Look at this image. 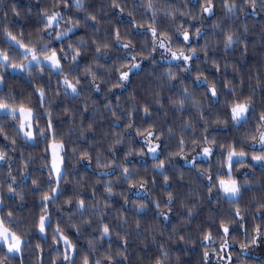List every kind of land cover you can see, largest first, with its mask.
I'll list each match as a JSON object with an SVG mask.
<instances>
[{"label": "clouds", "instance_id": "9594fccd", "mask_svg": "<svg viewBox=\"0 0 264 264\" xmlns=\"http://www.w3.org/2000/svg\"><path fill=\"white\" fill-rule=\"evenodd\" d=\"M150 2L158 10L155 21L152 20V8L145 10L140 7L141 4H148L149 0H116L117 4L123 6L124 12L112 7L113 0H81L82 6L73 5L71 0H26L31 6L21 8L19 16L10 11L9 5L12 3L20 5V0H0V48L7 50L6 26L16 32L23 30V40L30 45L45 43L49 46H59L63 42V50L57 49L63 58L62 68H49L48 65H44L48 70L31 78L18 69L11 67L7 69V73L21 77L29 86L24 89L25 96L33 91V81L36 85L45 87L46 100L43 108L36 96H32L31 103L41 126L47 118L42 116V112H50L57 120V135L67 146L65 176L70 194L76 188L73 184L75 180H80L84 186L78 189L81 195L88 193L90 184L96 188L97 185L100 186L97 196L87 201L89 207L84 217L76 211L75 196L72 208L65 205L63 198L57 200L51 207L53 227L59 220L65 231L71 233L75 232V229L70 225L75 223L80 228L75 243L81 252H87L89 240L95 239L97 251L92 253L94 260L107 248L105 241L109 239L106 236L102 241L99 231L96 230L99 221L91 205L98 200L101 210L106 213L105 220L113 226L112 240L115 241L113 254L116 261H122V264H156L159 258L162 264H200L198 246L201 244L202 232L207 228L212 229L213 244L208 245L209 253H212L213 247L218 248L225 241L223 235L216 233V227L221 219L217 214L218 207L225 210L223 218L233 228L238 222L227 215L228 209L240 207L241 213L248 216L249 223L255 211V202L249 204L250 194H245L238 203H227V197L220 193L216 185L212 187L211 196L209 195L207 168L211 163L213 172H222V162L219 158L209 162L206 156L198 152L202 145L192 141L201 136V130L205 127L210 138L217 132H227V127H219L215 123L216 105L225 99L239 98L241 91H247L255 86L258 75L260 79H264V0H212L215 8L211 14L202 12V9L208 6V0H150ZM28 8H31V11H28ZM5 11L9 12L7 19L4 16ZM54 12L62 13L58 26L55 30L50 28L45 31L46 15ZM93 16L95 20L92 19ZM132 17H135V24L132 23ZM150 24L157 27L158 36L164 33V40L170 51L184 52L190 55L196 64L181 68L179 61L167 58V54L159 50L158 45L157 50L153 52L152 38L145 32ZM117 26L120 27L121 35L119 43L110 34V29ZM197 28L200 29L198 34ZM185 31L190 32L191 36L187 42H183L182 37ZM225 34L232 37L227 46ZM124 43L128 44L127 48L122 47ZM97 45L100 46L99 51ZM77 49L81 54L74 60ZM130 56H136L137 59L132 61L129 59ZM250 58H254V63H249ZM213 60L220 66L219 71L213 65ZM132 64L139 65L130 69L132 79L118 80L117 70L127 71ZM4 71L0 67V73ZM198 72L203 75L196 79ZM65 76L72 79L73 83L79 80L77 85L81 90L79 95L64 94L62 80ZM241 78L244 81L243 85ZM225 81H228L227 85ZM206 82L214 83L220 96L209 98L205 93ZM18 84L12 82L11 86L19 94ZM97 85H101L103 90L98 89ZM184 88H187L196 103L193 104L192 99H186L185 103L179 106L181 110H178V105L170 103L169 96L174 94L172 99L177 101L185 99ZM233 90L237 93L235 97L231 95ZM260 91V88H256V107H264L259 98ZM117 92L119 101L115 100V103L109 104L108 101H112L111 98L117 96ZM85 104L88 105V111L82 112ZM65 107L69 109L67 113L64 112ZM145 107L148 108V112L144 111ZM201 113L205 119H201ZM220 115L227 118L223 108L220 109ZM89 123L92 124L91 128L88 127ZM129 124L131 127H126ZM138 127L141 130L155 131L153 141L164 145L162 152L153 154L146 150L142 153L136 151L145 139L144 136L136 135ZM181 135L185 141L184 152L182 156H176L173 155L177 152L176 139ZM116 140H121V143L115 144ZM17 141V151H12L11 147L8 149L13 174L19 180L21 173L17 170V153L21 147H26L25 154L32 151L34 157L29 165L31 171L29 168L24 169L26 182H30L35 176L43 183L48 172L42 159L45 155L43 151L45 138H41L39 148L33 141H29L27 146L23 145L21 137H17ZM85 150L92 156L91 163L88 158L80 157V152ZM125 151H129L125 162L132 165L130 171L133 173V180L140 176L160 177L155 184L149 181L144 189H139V195L138 185L129 189L122 177L118 180L116 176L111 178L107 176V168L97 170L98 152L101 154V161L106 162V158H110L118 165L120 160L124 159ZM193 157L199 162L198 165L193 163ZM133 159L137 161L136 164H133ZM161 160L164 161L163 165ZM81 168L87 169L83 175L79 173ZM114 171L119 169L115 168ZM246 171L251 174L246 163L237 164L236 175L241 178L240 182L245 188L247 184H244L243 176ZM88 172L97 175L90 179ZM160 174L167 175L169 180L164 181ZM100 177L103 178L101 183L95 184V180ZM7 179V172H0V183ZM109 179L113 185V192L108 196L110 206L105 209L103 186ZM18 190L24 193L25 198L22 201L11 202L12 193L7 191V185L0 188V194L4 196V204H0V211L6 214L8 208L5 204H8L14 215L18 216L30 203L33 205L40 203L38 194H34L29 187L25 186ZM130 193L135 198H130ZM169 193L172 194L171 197ZM124 197L129 198L127 203H124ZM116 198L123 201L122 214L117 212L121 206L115 207L113 204ZM157 200L159 208L154 203ZM17 203L19 208L16 206ZM137 210L141 217L139 228L136 227V215L133 214ZM19 231L25 242L23 264H41L35 250L37 238L48 254L45 260H50L55 252L51 230L47 237L34 230L25 232L22 226ZM117 232L120 236L127 237L129 247L123 248ZM181 235L185 238L183 241L179 239ZM81 240L84 241L83 247L79 243ZM193 240L196 241V246L191 243ZM243 242L244 236L241 234L236 242L231 243L232 249L238 251ZM161 244L168 253L167 257L161 255ZM117 246L123 249L127 256L126 260L123 256H115ZM0 256H3L2 245ZM255 258L260 264H264L258 253ZM211 260L212 264H220L215 255L211 256ZM237 260L239 264H245L246 257L240 255ZM5 264H18V261L8 260Z\"/></svg>", "mask_w": 264, "mask_h": 264}, {"label": "snow or ice", "instance_id": "6c2138e0", "mask_svg": "<svg viewBox=\"0 0 264 264\" xmlns=\"http://www.w3.org/2000/svg\"><path fill=\"white\" fill-rule=\"evenodd\" d=\"M73 5L82 6L81 0H71ZM112 7L120 12H124L123 6L116 3L113 0ZM140 7L152 8V20L155 21L158 16V10L153 7L150 0L148 4H141ZM215 5L212 0H208V6L202 9L205 14H211L214 11ZM10 11L16 15H20L21 7L16 3L9 5ZM31 11V8L27 9ZM43 11V9H42ZM9 12L5 11L4 16L7 19ZM61 14L52 13L46 15L44 21V30L48 29L55 30L59 23V18ZM131 16L132 14L129 13ZM95 20V16L92 17ZM132 23L135 24V17H132ZM142 26V25H141ZM197 34L200 29H196ZM145 32L151 36L152 50L155 52L157 50V45L159 50L167 54V58L176 59L179 61V67L184 68V66L192 67L196 64V61L192 57L184 52L170 51L169 46L165 43L164 33H160L158 36V29L155 26L149 25L145 29ZM110 34L114 37L116 42H120V27H114L110 29ZM24 32L20 30L19 32L5 27V37L8 41L7 50L0 48V67L5 71L0 73V172L6 171L8 174V179L0 183V188L5 184L7 185V191L12 193L11 202L22 201L25 196L19 188L25 186L29 187L34 194H38L40 203L38 204L39 212L33 211V207H25L20 211V214L14 215L12 208L8 204L5 207L8 208L7 213L0 211V245L3 246V256H0V264H5L8 260H16L18 264H23L25 253V242L21 235L19 229L22 226L25 232L35 231L38 233H43L45 237L48 236L49 231H52V242L55 245V252L51 255L50 260H45L48 255L45 253L41 242L37 238V243L35 244V250L38 252L41 264H122V261H116L113 254V245L115 241L112 240L113 226L105 220V211L100 208L99 201L97 200L91 205L92 211L97 214V220L99 224L97 226V231L100 233V239L103 241L104 237H108L107 248L96 256L93 260L92 253L97 251V245L95 239L89 240L87 252H81L78 245L74 242L73 237L69 232L61 226L59 220H57L55 226L53 227L51 223V207L54 203L63 198L64 203L68 208L73 207V196H75V208L76 211L84 217L87 214V209L89 207L87 201L89 197L87 194L81 195L78 189L84 186L80 183V180L73 181L76 186L72 190V194H68L69 189L66 187L68 183L65 176L66 167V156L67 146L62 138H59L58 133V123L57 120L53 118L50 112H42V116H46V120L41 126L40 120L37 118L35 109L31 103L32 96H36L40 106L43 105L46 100V89L43 85H36L33 81V91L28 93L27 96L23 94L24 89L20 90L18 94L14 88H12V82L21 83V77L12 76L7 73L8 68L18 69L22 73L31 78L34 75H38L41 72H45L48 69L44 65H48L49 68H62V57L60 51L63 50V42L57 45H51L45 43L29 44L23 40ZM60 34H57V39H59ZM183 42L190 40V32L185 31L182 34ZM232 39L231 35L225 34V41L230 42ZM15 46V47H14ZM106 46V45H105ZM99 45H97V51H99ZM122 47L127 48L128 44H122ZM246 50V48H245ZM15 54V55H13ZM80 50L77 49L74 55V60L80 56ZM130 60L135 61L136 56H130ZM213 65L216 67L217 71L220 70V66L213 60ZM138 64L129 65V70L118 71L117 79L120 81H127L132 79L131 68L137 67ZM171 75V74H170ZM202 73H196V79L201 78ZM49 78H51L49 76ZM251 80V77L248 78ZM58 83H61L58 81ZM77 83H73L72 79L67 76L62 80L64 86V94L71 95L72 93L80 94V89L77 87ZM228 81H225L227 85ZM244 81L241 78V85ZM98 89L103 90L101 85L96 86ZM256 88H260L259 98L262 103H264V79H260L259 75L256 80L254 87L249 88L247 91H241L239 98L236 99H225L218 103L215 108L216 116L215 123L219 127H227V132H217L211 136L208 135L207 128L201 130V136L199 138H194L193 143H200L202 146L198 149L199 154L206 156L208 161L211 162L215 159H220L222 162V172H213L211 163L207 168V181L209 184V195L212 194V187L218 185L220 193L224 197H227V203H238L239 200L243 199L245 194H250L249 204L255 202V211L252 213L251 223H249V218L247 215L241 213L240 207L227 210V215L232 218V220L238 222L235 228L232 227L230 223H226L223 218L225 215V210L223 208H217V214L221 216L219 224L216 227V233L223 235L225 237L224 243L220 246L213 247L212 253L208 251V245H212L213 241L211 239L213 232L211 228H207L201 233V244L198 246L200 251L198 255L200 256V264H212L211 256L215 255L216 260L220 264H239L237 257L244 255L246 257L245 264H260L255 257L258 252H264V107H256ZM198 90V89H197ZM205 93L209 98L218 97L220 93L214 83L206 82ZM59 89H57V95H59ZM172 95L169 96L170 103L178 105V110H181L179 106L185 103L186 99H192L193 104H195V99L191 97L188 93L187 88L183 89V96L185 99L179 101L172 99ZM233 97L237 95L235 90L231 93ZM120 97L116 96L115 100L119 101ZM96 103V101H93ZM109 104L112 101H108ZM107 106V105H106ZM223 108L227 113V118H222L220 115V109ZM69 109L64 108V112L67 113ZM88 111V105L83 106L82 112ZM145 112H148V108H144ZM115 115V112H113ZM201 119H205L204 114L201 113ZM229 120L231 121L229 123ZM205 123L207 121L205 120ZM88 127L91 128L92 124L89 123ZM126 127H131V125H126ZM171 131V128H169ZM137 136H144V143L140 145L136 151L144 152L145 150L149 153L155 154L158 151L163 150L164 145L160 142H154L153 137L156 135L155 131H148L147 129L141 130L139 127L136 128ZM17 137L22 138L23 145L27 146L29 141L36 143L37 148L40 147L41 138H45L43 151L45 155L42 157L44 160V166L48 169L46 180L42 183L38 178H33L30 182H26V175L24 174V169L29 168L34 157L32 151H27L26 147H21L19 149V157L17 162V170L21 173L19 180L17 176L13 174L12 171V159L9 156L8 149L11 147L12 151H17ZM159 140V137H157ZM115 144H120L121 140L114 141ZM177 152L173 155L182 156L184 152L185 141L183 135L176 139ZM131 151V149L129 150ZM129 151L124 152V159L120 160L117 165L116 161L110 158H106L105 161H101L100 153L98 152L96 156V166L97 170L107 168L106 175L110 178L116 176L119 180L121 177L126 183L127 188L131 189L137 185V195H139V189H144L145 185L149 181L153 184L157 182L160 178L158 175H153L150 178L143 176L138 177L137 180H133V173L130 171L132 165L126 164L127 156ZM75 152V148L73 149ZM80 157L88 158L91 163L92 156L87 150L80 152ZM154 155V159H156ZM239 158V159H238ZM194 164H199L194 157L192 158ZM246 163L250 169L251 174L248 171L245 172L243 176L244 184H247L245 188L240 180L241 178L236 175L237 164ZM164 161L161 160V165ZM111 165L112 167H108ZM118 168L119 171H114ZM29 171L31 169L29 168ZM137 171L139 169L137 168ZM93 173V176H96ZM163 180L168 181L169 177L163 175ZM103 178H97L95 184H100ZM91 190V199L97 196V188L95 186L89 185ZM104 192V208L107 209L109 205L108 196L113 192V185L111 179H109L103 186ZM259 194V198H258ZM123 195V192L121 193ZM169 193V197H171ZM128 197H124V203L128 202ZM155 206L159 208V201H155ZM0 204H4V196L0 194ZM17 208L19 204L17 203ZM123 205L120 209H117L118 214H122ZM171 211V209H169ZM247 212V209H245ZM134 211L136 215L135 224L139 228L141 224V217ZM166 215V214H164ZM211 219V218H210ZM91 223V221H89ZM71 228L75 229V234L78 236L80 234V228L75 225V223L70 225ZM199 227V225H197ZM243 234L244 242L240 244L239 250H233L231 243L236 242L237 238ZM117 237L122 241L123 248L129 247V241L127 237L120 236L117 232ZM181 241L185 238L183 235L179 237ZM207 242V243H205ZM191 243L196 246V241L193 240ZM161 255L167 257L168 253L164 250L163 244L160 245ZM115 256H123L126 260L127 256L124 254L123 249L119 246L115 249ZM261 261H264V256H260ZM156 264H162V261L157 258Z\"/></svg>", "mask_w": 264, "mask_h": 264}, {"label": "trees", "instance_id": "16d2710c", "mask_svg": "<svg viewBox=\"0 0 264 264\" xmlns=\"http://www.w3.org/2000/svg\"><path fill=\"white\" fill-rule=\"evenodd\" d=\"M30 6H31V5H29V4L26 3V0H20V7H21V8H27V7H30ZM14 19H16V18H14ZM21 26H23V22H21ZM78 35H79V33H78ZM249 63H250V64L254 63V58H250ZM134 82H135V81H134ZM25 88H29V86H28L26 83H24V82L22 81L21 83L18 84L17 91H20L21 89H25ZM118 95H119V92H117V96H118ZM115 97H116V96H113V97L111 98L113 103H115ZM98 99H99V98H98ZM0 142H2V141H0ZM18 157H19V152L17 153V158H18ZM136 163H137V161H136L135 159H133V164H136ZM86 171H87V169H85V168H81V169H79V173H80L81 175H83ZM88 176H89V178L91 179V178L93 177V173L88 172ZM179 186L182 187V185H179ZM99 189H100V186L97 185V191H99ZM68 194H70V190H69ZM87 195H88L89 199H91V190L88 191ZM129 196H130V198H135V197L132 196L131 193L129 194ZM122 203H123V201L120 200L119 198H116V199L113 201V204H114L115 207H120V206L122 205ZM27 207H33V204L30 203ZM33 211H35V212H37V213L39 212L38 204H37L36 207L33 208ZM149 219H151V218L149 217ZM70 235L73 237L74 242H76V234H75V232H74V231L71 232ZM79 243H80V246H81V247L84 246V241H83V240H81ZM259 253H260V252H259ZM259 253H258V254H259ZM259 255H260V254H259Z\"/></svg>", "mask_w": 264, "mask_h": 264}, {"label": "rangeland", "instance_id": "374dc122", "mask_svg": "<svg viewBox=\"0 0 264 264\" xmlns=\"http://www.w3.org/2000/svg\"><path fill=\"white\" fill-rule=\"evenodd\" d=\"M258 253H259V252H258ZM259 254H260V256H264V252H260Z\"/></svg>", "mask_w": 264, "mask_h": 264}]
</instances>
